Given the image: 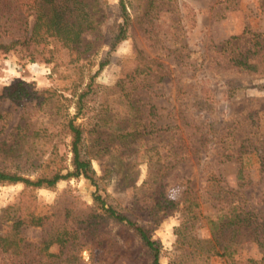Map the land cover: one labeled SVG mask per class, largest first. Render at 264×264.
I'll use <instances>...</instances> for the list:
<instances>
[{
  "label": "rangeland",
  "instance_id": "rangeland-1",
  "mask_svg": "<svg viewBox=\"0 0 264 264\" xmlns=\"http://www.w3.org/2000/svg\"><path fill=\"white\" fill-rule=\"evenodd\" d=\"M124 2L130 15L128 36L114 50H110V39L124 22L120 0H103L106 16L101 39L77 62H71L74 54L64 49L51 56V44L46 42L39 44L34 62L22 56L21 48L7 53L0 50V94L19 83L39 91L57 90L52 99L60 97L57 103L62 112L70 116L79 112L76 122L83 123L85 149L93 156L96 150L89 130L102 102L109 104L113 124L128 110L117 82L124 65H133L137 46L163 65L166 73L162 81L143 92L144 99H153L152 117L162 129L131 140L126 151L116 148L114 155L123 159L118 169L108 153L92 158L100 179L99 192L108 203L150 228L163 264H264V250L231 217L223 215L225 200H237L241 192L256 216L264 217V173L257 156L254 152L246 155L244 176L227 158L232 152L230 145L244 136V130L264 134V63L260 62L256 71L238 70L231 68L220 52L225 39L243 35L246 29L264 35V0H156L154 6L147 0ZM1 22L0 15V43H8L11 32ZM85 40L92 38L87 35ZM249 41L245 35L241 47H247ZM49 56L51 62L45 61ZM142 105L141 109L148 111V105ZM55 108L37 100L23 99L16 104L0 99V141L11 132L24 141L22 157L15 155L14 160L0 152V167L31 178L56 168L64 172L73 169L70 136L58 137L57 145L52 146L34 135L45 127L59 132ZM100 132L102 138L109 135L108 130ZM117 143L116 138L110 140L113 146ZM159 189L181 203L191 201L196 216L188 209H176L153 225L141 206L153 202ZM96 190L82 176L36 189L25 188L22 182H0V238L10 230L8 217L19 207L23 191L36 195V211L53 213V221L50 218L45 228L28 225L22 229L19 242L28 241L32 246L17 254L0 255L3 264H152L139 235L114 219L102 228V245L100 238L92 241L80 234L82 238L78 235L74 243L70 240L62 246L54 242L47 250L36 249L53 225L67 221L69 228H77L83 215L97 205ZM223 223H227L224 231ZM224 244L231 256L220 255Z\"/></svg>",
  "mask_w": 264,
  "mask_h": 264
},
{
  "label": "trees",
  "instance_id": "trees-1",
  "mask_svg": "<svg viewBox=\"0 0 264 264\" xmlns=\"http://www.w3.org/2000/svg\"><path fill=\"white\" fill-rule=\"evenodd\" d=\"M147 1L149 6H154L156 0ZM120 4L124 22L113 33L109 42L110 50H114L119 42L128 36L130 15L124 0H120ZM0 11L1 24L7 27V31H10L12 36L10 42L0 43V50L7 53L12 49L21 48L23 50L22 56L29 58L32 62L37 57L41 42L51 44L49 49L51 56H55L60 50L64 49L74 54L71 62H77L84 58L85 55L93 51V47H96V42L100 41L101 25L104 23L106 16L103 10V0H11L4 3L0 2ZM11 28L16 34L12 33ZM87 35H90L92 40H85ZM245 35L250 38V41L247 47H241L240 41ZM220 52L225 56V61L231 68L248 72L256 71L260 62L264 63V35L246 29L243 35H233L225 39ZM51 56L46 58L45 61L51 62ZM132 61L133 65H124L120 79L117 82L118 89L123 93L125 106H127L128 110L125 111L121 120H117L113 124V114L111 115L110 113V106L107 101L102 102L99 116L94 123L93 129L89 130L94 137L92 147H94L96 152L93 153V156H89L88 151L85 149L84 125L76 122L79 112L74 116H70L69 112H62V106L58 105L60 97L52 99L57 90L44 89L39 91L31 85L19 83L16 86H7L4 88L3 93L0 94V99L8 98L12 103L16 104L21 103L25 99L37 100L39 104H53L54 107L56 106L54 114L59 119V132L56 133L52 129L45 127L36 130L34 135L40 136L44 144L52 146L57 145V141L60 139L58 137L62 135L70 136L71 151L73 153V169L66 172L63 171V168H56L41 172L37 178H31L0 167V182H22L25 188L36 189L54 187L61 180L82 176L97 188L94 194L97 205L91 207L83 215V218L78 221V227L69 228L67 221L56 227L53 225L52 229L50 228L47 231L41 244L36 247L38 251L49 249L54 242H58L62 246L70 240L74 243L78 235L79 239L82 238L80 234H83V239L92 238V241L100 238L102 245L103 238L99 237L103 231L102 228L106 226L109 220L114 219L125 223L139 235L142 243L151 254L152 264H163L160 261V246L152 238L150 228L137 223L123 210L108 203L105 196L99 192L100 179L92 165V158L98 157L103 152L109 154V158L114 160V167L118 169L119 164L123 165V159L114 155L116 148H124L126 151L130 148L131 140L135 141L162 129V126L158 125L156 119L152 117L155 109L153 99L149 98V96L144 99L143 92L152 89L154 83L165 78L166 73L163 72V65L153 58H148L137 46H135V55ZM106 63L107 60L100 62V68H103ZM143 103L148 105V111L141 109ZM0 116L3 117L1 113ZM103 129L109 131L107 138L101 137L102 132L100 130ZM27 131L25 132L28 133ZM243 133V137L230 145L232 152L229 155L227 154L228 160L237 164L239 175L244 176L246 155L254 152L258 158L260 171L264 173V134L261 135L263 132H260L259 135L258 130L249 132L244 130ZM56 135L59 136L55 138ZM113 135H116V137H113ZM14 137V133L11 132L10 136L4 137L0 141V152H2V156L7 155L15 160L17 158L15 155H21L20 151L24 141L21 138L17 139ZM115 138L118 139V143L113 146L110 144V140L112 142ZM225 144L223 142V145ZM188 189L190 190V188ZM229 193L235 195L234 190H230ZM239 193L241 196H238L237 200H225L226 212L223 215L231 217L238 228L243 229L250 239L264 250V217H257L255 210L247 205L248 202L245 195L241 192ZM156 194L157 197L153 202H147L146 206H144L145 204L141 206L146 219L153 225L160 224L168 212L176 209H188V211H193L194 215L196 214L191 201L185 200L181 203L167 196L161 189ZM37 208H39V204L36 195L23 191L19 207L15 208L14 214L8 217L11 220L10 230L4 237L0 238V255L6 252L17 254L21 250L26 251L32 246L28 241L21 244L18 240L17 236L25 226L32 225L43 228L48 226V220L53 218V213L43 210L36 211ZM4 210L7 213L10 212L9 208ZM225 224L227 223L221 225L223 231L225 230ZM227 239L226 237L223 238L225 241ZM220 255L231 256L228 245H223ZM0 264H3V261L0 260ZM167 264L176 263L169 262Z\"/></svg>",
  "mask_w": 264,
  "mask_h": 264
}]
</instances>
